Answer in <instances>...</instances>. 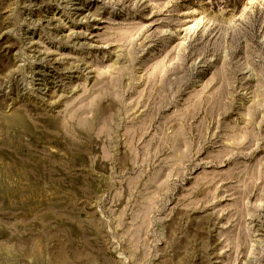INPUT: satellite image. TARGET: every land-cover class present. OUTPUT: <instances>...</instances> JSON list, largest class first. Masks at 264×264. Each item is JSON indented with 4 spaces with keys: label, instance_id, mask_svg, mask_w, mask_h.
Returning a JSON list of instances; mask_svg holds the SVG:
<instances>
[{
    "label": "rangeland",
    "instance_id": "1",
    "mask_svg": "<svg viewBox=\"0 0 264 264\" xmlns=\"http://www.w3.org/2000/svg\"><path fill=\"white\" fill-rule=\"evenodd\" d=\"M0 264H264V0H0Z\"/></svg>",
    "mask_w": 264,
    "mask_h": 264
}]
</instances>
